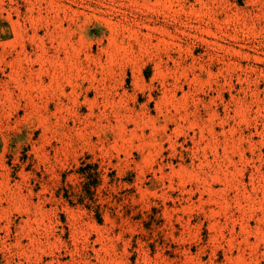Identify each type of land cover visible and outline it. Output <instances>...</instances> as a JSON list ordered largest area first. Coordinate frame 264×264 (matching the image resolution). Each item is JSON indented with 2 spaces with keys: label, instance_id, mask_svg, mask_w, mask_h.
I'll return each instance as SVG.
<instances>
[{
  "label": "rangeland",
  "instance_id": "obj_1",
  "mask_svg": "<svg viewBox=\"0 0 264 264\" xmlns=\"http://www.w3.org/2000/svg\"><path fill=\"white\" fill-rule=\"evenodd\" d=\"M0 264H264V0H0Z\"/></svg>",
  "mask_w": 264,
  "mask_h": 264
},
{
  "label": "trees",
  "instance_id": "obj_2",
  "mask_svg": "<svg viewBox=\"0 0 264 264\" xmlns=\"http://www.w3.org/2000/svg\"><path fill=\"white\" fill-rule=\"evenodd\" d=\"M93 176H95V175H92V174H88V175H86V179H91Z\"/></svg>",
  "mask_w": 264,
  "mask_h": 264
}]
</instances>
